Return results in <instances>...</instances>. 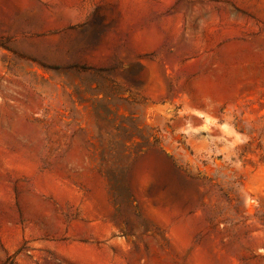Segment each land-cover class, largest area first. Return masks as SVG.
I'll list each match as a JSON object with an SVG mask.
<instances>
[{
    "label": "rangeland",
    "instance_id": "1",
    "mask_svg": "<svg viewBox=\"0 0 264 264\" xmlns=\"http://www.w3.org/2000/svg\"><path fill=\"white\" fill-rule=\"evenodd\" d=\"M0 264H264V0H0Z\"/></svg>",
    "mask_w": 264,
    "mask_h": 264
},
{
    "label": "trees",
    "instance_id": "2",
    "mask_svg": "<svg viewBox=\"0 0 264 264\" xmlns=\"http://www.w3.org/2000/svg\"><path fill=\"white\" fill-rule=\"evenodd\" d=\"M109 182L111 185V190L114 198L120 195L123 197V199L127 201L130 199L131 196L128 195L126 188L120 189L116 186L117 183L119 182V180L116 177L112 176L111 178H109Z\"/></svg>",
    "mask_w": 264,
    "mask_h": 264
}]
</instances>
